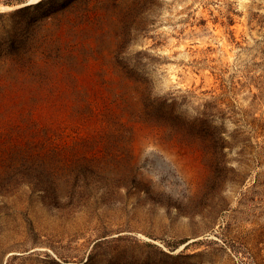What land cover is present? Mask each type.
I'll list each match as a JSON object with an SVG mask.
<instances>
[{
    "label": "rangeland",
    "instance_id": "obj_1",
    "mask_svg": "<svg viewBox=\"0 0 264 264\" xmlns=\"http://www.w3.org/2000/svg\"><path fill=\"white\" fill-rule=\"evenodd\" d=\"M26 3L0 0V264H264V0Z\"/></svg>",
    "mask_w": 264,
    "mask_h": 264
},
{
    "label": "snow or ice",
    "instance_id": "obj_2",
    "mask_svg": "<svg viewBox=\"0 0 264 264\" xmlns=\"http://www.w3.org/2000/svg\"><path fill=\"white\" fill-rule=\"evenodd\" d=\"M41 2H42V0H27L26 5H24V6L28 7V6L38 5Z\"/></svg>",
    "mask_w": 264,
    "mask_h": 264
},
{
    "label": "bare ground",
    "instance_id": "obj_3",
    "mask_svg": "<svg viewBox=\"0 0 264 264\" xmlns=\"http://www.w3.org/2000/svg\"><path fill=\"white\" fill-rule=\"evenodd\" d=\"M169 154H170V153H169ZM170 155H171V154H170ZM176 155H177V154H176ZM176 155H175V156H176ZM175 156H174V157H175ZM179 165H180V164H179ZM181 165H182V164H181ZM182 168L185 169V167H182ZM181 170H182V169H181ZM183 171H184V172H187V171H185V170H183ZM182 173H183V172H182ZM190 174H191V173H190ZM186 176H187V175H186Z\"/></svg>",
    "mask_w": 264,
    "mask_h": 264
}]
</instances>
